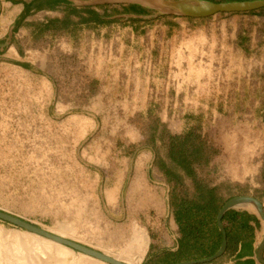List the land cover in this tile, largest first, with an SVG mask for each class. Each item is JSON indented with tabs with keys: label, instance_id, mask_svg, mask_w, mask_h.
I'll list each match as a JSON object with an SVG mask.
<instances>
[{
	"label": "rangeland",
	"instance_id": "rangeland-1",
	"mask_svg": "<svg viewBox=\"0 0 264 264\" xmlns=\"http://www.w3.org/2000/svg\"><path fill=\"white\" fill-rule=\"evenodd\" d=\"M263 11L217 14L199 21L203 25L214 22L213 32L220 37L224 33L221 23L226 21L232 40L229 54L223 55L220 48L215 60L210 61L208 69L218 89L214 96L219 100L212 96L209 102L206 98L192 103L194 95L187 86L191 63L186 60L181 74L184 92L171 95L167 106L161 104L152 111L138 110L129 115L118 110L112 113L113 118L102 119L101 114L97 120L80 118L75 103L70 117L63 118L46 109L52 102L46 87L35 86L36 72L1 61L0 210L105 254L121 252L123 259L128 251L136 250V237L144 233L147 247L140 264H145L149 254L155 256L173 247L175 241L168 237V231L172 223L177 227L174 199L197 196L193 178L170 157L172 137L188 133H193L191 144L201 154L200 161L194 163L199 179L220 186L226 200L260 194L264 177L256 189L253 180L233 182L221 173L230 166L229 146L236 144L229 139L236 134L256 136L264 146V122L261 127L254 124L255 117L263 116L264 102L261 107L252 103L256 96H262L254 94L255 90L264 91V59L255 60L251 48L246 59L239 60L242 56L236 46L243 28L253 34L250 28L258 27L263 36L264 24L259 21ZM9 12L0 0V36ZM235 15L248 16L236 21ZM43 16L42 12L30 15L21 24L28 55L33 50L29 38L34 34V21ZM158 51L157 44L154 64L159 63ZM259 56L264 58V50ZM204 60L201 73L207 72L209 64ZM33 63L40 65L38 61ZM244 85L248 92L246 104ZM176 97L179 104L175 114L172 99ZM251 145L247 150L253 153L254 142ZM168 170L178 173L182 184H176L166 174ZM0 227V264H108L78 250L71 252L69 247L12 222L0 219Z\"/></svg>",
	"mask_w": 264,
	"mask_h": 264
},
{
	"label": "crops",
	"instance_id": "crops-1",
	"mask_svg": "<svg viewBox=\"0 0 264 264\" xmlns=\"http://www.w3.org/2000/svg\"><path fill=\"white\" fill-rule=\"evenodd\" d=\"M1 1L10 12L3 26L4 33L0 36V62L4 61L15 67L20 65L22 69L26 67L36 72L33 73L35 86L46 87V93L52 102L51 105L46 106V109L51 111L53 116L56 111L62 114L63 118L70 117L72 109L75 108L74 104L77 103L80 118L94 117L97 120L100 119L101 114L104 115L102 119L113 118L112 113L118 110H125L129 115L138 110L152 111L155 106L170 104L171 95H180L184 92L181 74H183V62L186 60L191 63V72L189 71L187 77L190 84L187 86L190 88L189 93L194 95L191 99L192 103L206 98L209 102L212 96L213 99L219 100L214 96L218 94V89L213 84L214 76L208 67L210 61L215 60L216 51L220 48L223 49V55L230 53L231 34L225 28L226 21L221 23L224 31L222 37L213 32L216 25L214 22H206L203 25L199 21L217 14H259L258 11L264 10L263 7L248 12H221L208 17H190L159 15L151 9L147 14L125 10L135 4L78 5L76 1L95 0H68L79 9L91 7L100 13H104L105 8L108 7L109 12H115L109 19L116 20L103 23H79L57 32L48 31L36 35L40 21L46 20L47 17H61L64 12L49 9L34 11L31 16L41 12L44 16L34 21L35 26L32 28L34 34L29 38L33 50L28 55V50L24 49L26 39L22 35V23L19 21L24 10V2L31 0ZM209 1L225 3L247 0ZM247 16L235 15L233 19L239 21ZM259 21L260 24H264V16ZM263 26L260 25L261 32ZM250 29L254 30L253 34L249 33V29L243 28L242 33L236 38V46L239 55L242 56L239 60H245L251 48L254 50V59L263 60L264 58L259 55L264 50V34L263 36L259 34L258 27ZM251 42H253L252 47H250ZM43 43L46 44L44 48H42ZM157 44L159 63L154 64L153 54ZM184 49L189 57H186V52L183 53ZM168 50L172 54L168 53ZM145 54L148 55L145 57ZM204 58L209 64L207 72L201 73L204 68L202 64ZM229 59L227 55V60ZM34 61H38L40 65L34 64ZM227 77H230V74L227 73ZM242 88L243 102L246 104L248 92L245 85ZM254 94L262 95L252 100V103L261 107L264 102V91L256 89ZM172 102H174L172 109L176 114L178 98H173ZM261 121L264 122V112L261 118L255 117L254 124L261 127ZM229 141H233L236 146H229L230 166L222 171V176L238 183L253 180L256 184L255 188H259L258 181L264 177V146L261 139L252 135L236 134ZM252 142L255 144L253 153L247 150ZM260 189V194L253 195L264 203V185ZM231 209L256 217H232L233 221L224 223L231 238L228 237V249L219 259L218 264H264L262 248L264 219L258 209L251 205H237ZM173 224L175 223L170 225L168 237L175 242L168 250L177 249L180 237L178 224L177 227Z\"/></svg>",
	"mask_w": 264,
	"mask_h": 264
},
{
	"label": "trees",
	"instance_id": "trees-1",
	"mask_svg": "<svg viewBox=\"0 0 264 264\" xmlns=\"http://www.w3.org/2000/svg\"><path fill=\"white\" fill-rule=\"evenodd\" d=\"M44 9L62 10L64 13L61 17H47L46 20L40 21L37 28L38 34H45L48 31L57 32L79 23H103L116 20L109 19L115 12H109L108 7L105 8L104 13H100L91 7L79 9L68 0H31L24 2V10L19 22H24L34 11ZM125 10L139 14L151 12L137 5H131ZM192 138L193 133L173 136L170 157L188 176L193 178L197 196L195 199L187 197L174 199L172 203L174 217L180 231L177 249L166 250L155 256L149 254L145 264H174L183 260L202 259L214 255L221 247L223 235L217 222V215L226 199H223L220 194V186H211L198 178L194 163L200 161L201 154L198 148L192 146ZM166 174L174 179L176 184H182L178 173L168 170ZM232 217L256 216L229 209L224 215L223 222L233 221ZM228 237L231 238L229 231Z\"/></svg>",
	"mask_w": 264,
	"mask_h": 264
},
{
	"label": "water",
	"instance_id": "water-1",
	"mask_svg": "<svg viewBox=\"0 0 264 264\" xmlns=\"http://www.w3.org/2000/svg\"><path fill=\"white\" fill-rule=\"evenodd\" d=\"M76 4H135L151 9L159 15L208 17L221 12H248L263 8L264 0L234 1L225 3H216L209 0H95L86 2L76 1ZM244 204L255 206L264 219V203L261 199H259L257 196L248 194L234 196L228 199L222 205L217 215V222L223 235L222 244L218 251L209 257H204L202 259L183 260L174 264H206L219 260L226 253L229 244L228 233L223 222L224 215L229 209L237 205ZM0 219L12 222L30 231L44 235L61 245L88 254L108 264H128L80 242L50 233L39 225H36L6 211L0 210ZM262 248L264 249V242L262 244Z\"/></svg>",
	"mask_w": 264,
	"mask_h": 264
},
{
	"label": "bare ground",
	"instance_id": "bare-ground-1",
	"mask_svg": "<svg viewBox=\"0 0 264 264\" xmlns=\"http://www.w3.org/2000/svg\"><path fill=\"white\" fill-rule=\"evenodd\" d=\"M1 228V227H0ZM51 233V232H50ZM54 234V233H53ZM52 239H50L51 241ZM136 240H137V243H136V247L134 251L131 250V252H127L126 254L128 255L127 258L123 259L124 257L121 256L123 255V253H118V254H112L111 253H106L107 255L109 256H112L120 261H123L125 263H128V264H140V262L143 260L144 258V255L146 253V247H147V238H146V235L144 233H140L137 235L136 237ZM54 240H52L51 242H53ZM40 242V241H39ZM46 242H49V241H45ZM55 242V241H54ZM53 242V243H54ZM57 243V242H56ZM49 245V244H47ZM51 245V244H50ZM71 252H73V249L72 248H68ZM115 253V252H114ZM82 255V254H81ZM74 262V261H73ZM76 263V262H75ZM102 263V262H101Z\"/></svg>",
	"mask_w": 264,
	"mask_h": 264
}]
</instances>
